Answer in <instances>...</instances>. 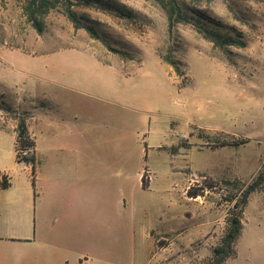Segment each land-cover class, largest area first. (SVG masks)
Returning <instances> with one entry per match:
<instances>
[{
	"label": "rangeland",
	"instance_id": "1",
	"mask_svg": "<svg viewBox=\"0 0 264 264\" xmlns=\"http://www.w3.org/2000/svg\"><path fill=\"white\" fill-rule=\"evenodd\" d=\"M24 1L0 0V94L14 110L0 111V178L11 183L0 189V264H209L236 186L264 179V0H180L245 42L225 50L190 23L168 32L152 0H69L98 39L73 27L64 0L38 33ZM24 112L33 177L10 130ZM96 217L118 232L93 229ZM241 224L223 264H264V186Z\"/></svg>",
	"mask_w": 264,
	"mask_h": 264
},
{
	"label": "trees",
	"instance_id": "2",
	"mask_svg": "<svg viewBox=\"0 0 264 264\" xmlns=\"http://www.w3.org/2000/svg\"><path fill=\"white\" fill-rule=\"evenodd\" d=\"M157 3L165 12L167 17V31L171 32L173 26L176 23H190L194 26L196 31L202 35V37L213 44V46L225 50V47L235 46L243 48L245 42L239 36V34H221L217 29L210 27V25L202 22L204 18L198 14L190 16L184 9L180 0H152ZM194 4H198L201 1L210 2L211 0H189ZM63 13L67 19L72 23L75 29H84L90 37L98 39V35L92 24L89 23L88 18L83 16L85 20L79 18L76 13L71 9L72 3L69 0H64ZM59 0H25L23 5V13L27 18V21L32 27L41 33L44 27V17L51 10L59 7ZM112 52H117L114 48L107 46ZM163 61L171 66L177 76H181L179 69V62L174 60L170 56L163 57ZM0 111L4 113L14 112L13 108L7 104L3 96L0 94ZM25 112L21 116L15 118L16 125L15 142H14V154L16 163L22 164L26 167L30 166L32 177L36 170L35 159V141L28 130L27 120L31 116H25ZM28 155L26 156V154ZM144 175L141 177L142 188L144 186ZM32 186H34V179L32 178ZM264 186V179L261 174H258L248 185L236 186L239 190V195H235L229 199L233 202L231 209L228 211L227 228L225 235L221 238L219 245H217L213 251L209 261V264H223L229 257L235 253V242L242 230L241 218L243 210L247 204L250 194L261 190ZM9 187V183L2 179L0 181V188L5 189ZM198 193H192L187 191V196L190 198H196Z\"/></svg>",
	"mask_w": 264,
	"mask_h": 264
},
{
	"label": "crops",
	"instance_id": "3",
	"mask_svg": "<svg viewBox=\"0 0 264 264\" xmlns=\"http://www.w3.org/2000/svg\"><path fill=\"white\" fill-rule=\"evenodd\" d=\"M88 58L90 59V57H88ZM92 60L95 61V63L98 65V62L96 60H94V59H92ZM14 128H15V126L13 124L11 126V129L10 130H12V132L14 134V142H15V136H16V134H15ZM1 130H2V128H1ZM4 130H6V129H4ZM28 130H29L30 134L32 135V137L34 138V141H35V149H36V137L33 136L29 124H28ZM13 151H14V144H13ZM15 162H16V160H15ZM18 165L24 166L22 164H18ZM2 179L6 180L9 183V187H7L5 189H2V188H0V189L1 190L9 189L10 186H11V183L7 180V178L5 176L1 177L0 178V181ZM32 187H34V186H32ZM91 223L94 224L93 225V229H96L97 228V229L101 230L103 232V234L107 233L108 231L113 232V233L118 232V228H119L118 222H116L113 219L107 220L106 218L104 219V218L96 217V218H94L91 221ZM51 238L52 237L49 236V235L39 234V237H38L39 246L42 247V250H44L45 252L48 251V250H50L52 248V244L50 242Z\"/></svg>",
	"mask_w": 264,
	"mask_h": 264
}]
</instances>
